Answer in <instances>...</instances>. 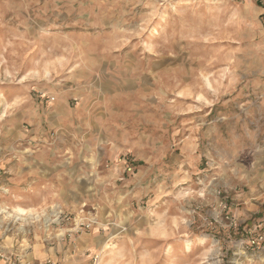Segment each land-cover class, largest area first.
Segmentation results:
<instances>
[{
  "label": "rangeland",
  "instance_id": "rangeland-1",
  "mask_svg": "<svg viewBox=\"0 0 264 264\" xmlns=\"http://www.w3.org/2000/svg\"><path fill=\"white\" fill-rule=\"evenodd\" d=\"M260 7L0 0V245L264 264Z\"/></svg>",
  "mask_w": 264,
  "mask_h": 264
},
{
  "label": "crops",
  "instance_id": "crops-1",
  "mask_svg": "<svg viewBox=\"0 0 264 264\" xmlns=\"http://www.w3.org/2000/svg\"><path fill=\"white\" fill-rule=\"evenodd\" d=\"M260 9L263 13L264 11L262 7H260ZM54 242L55 243L51 245L49 244V242L44 241L38 247H36V243L31 242L27 246L28 252L26 255L35 260H44L47 258H51L61 264H87V259H78L72 250L70 251L69 248L63 245V240L59 239L57 243L56 240ZM99 245H102V239L97 243L96 239L93 238L92 242L83 244L82 248H87L85 251H90V249L93 250L95 249V247H99Z\"/></svg>",
  "mask_w": 264,
  "mask_h": 264
},
{
  "label": "built area",
  "instance_id": "built-area-1",
  "mask_svg": "<svg viewBox=\"0 0 264 264\" xmlns=\"http://www.w3.org/2000/svg\"><path fill=\"white\" fill-rule=\"evenodd\" d=\"M260 4L264 11V0H260ZM63 214H64L63 211L58 212L57 218L66 219V215L64 216ZM253 243H256V241L253 240ZM0 264H61V263L51 258H47L44 260H35L30 258L26 254L8 251L5 247L0 245Z\"/></svg>",
  "mask_w": 264,
  "mask_h": 264
},
{
  "label": "bare ground",
  "instance_id": "bare-ground-1",
  "mask_svg": "<svg viewBox=\"0 0 264 264\" xmlns=\"http://www.w3.org/2000/svg\"><path fill=\"white\" fill-rule=\"evenodd\" d=\"M18 212H17V214H24L25 213V210H24V208H21V207H17V209H16ZM18 218H21L20 216L18 217Z\"/></svg>",
  "mask_w": 264,
  "mask_h": 264
}]
</instances>
